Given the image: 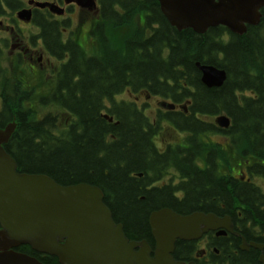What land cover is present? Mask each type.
<instances>
[{
  "label": "trees",
  "instance_id": "1",
  "mask_svg": "<svg viewBox=\"0 0 264 264\" xmlns=\"http://www.w3.org/2000/svg\"><path fill=\"white\" fill-rule=\"evenodd\" d=\"M101 8L111 14L118 8L125 14L110 19L109 46L102 36L93 56L70 55L60 79L45 85L43 92L41 79H37L19 92L12 89L10 98L3 97L0 127L13 117L16 120L5 152L22 173L44 174L63 186L85 183L98 187L113 221L122 225L129 240H146L152 245L148 216L164 207L181 215L194 211L228 215L247 241L250 230L258 228L264 233V196L258 188L236 179L231 158L232 150L238 159L252 157L251 174L264 176L260 163L264 162V10L257 26L237 36L223 27L210 28L202 35L189 29L177 31L159 12L156 0H101ZM132 14L140 15L141 24H135ZM54 27L46 24L42 31L46 44L53 48L58 46ZM120 27H126L125 33H120ZM196 63L224 70L223 84L205 87ZM7 82L0 79L9 93ZM123 90L159 95L176 103L189 101V115H172L175 127L188 133L185 149L156 152L151 145L155 129L149 121L133 104L114 102ZM34 101L36 109L53 105L76 121L64 135L56 134L52 131L55 116L38 121ZM102 112L113 121L104 120ZM220 113L231 122L222 131L230 144L221 150L215 145L206 152L210 147L198 142L206 132L218 130L195 120L194 114ZM195 159H202L206 169L200 171L193 164ZM167 163L187 182L176 189L149 187ZM215 165H220V171H215ZM238 212L241 219H236ZM230 238L217 240L222 248L209 264H257L254 249L245 252L239 249L237 238ZM253 241L264 246V238ZM191 244L177 242L174 259L188 261ZM21 250L44 264H56L53 257L28 247Z\"/></svg>",
  "mask_w": 264,
  "mask_h": 264
},
{
  "label": "water",
  "instance_id": "2",
  "mask_svg": "<svg viewBox=\"0 0 264 264\" xmlns=\"http://www.w3.org/2000/svg\"><path fill=\"white\" fill-rule=\"evenodd\" d=\"M157 2L170 26L178 31L191 29L197 34L219 25L242 34L244 24L258 23V10L264 7V0ZM36 6L57 12L56 7L48 4ZM21 18L28 19V14ZM196 68L201 74V83L207 88L220 87L226 78L223 70L213 66L196 64ZM160 106L173 108L166 103ZM215 122L223 128L228 126V119L222 116ZM13 130L14 124L0 130V264H41L11 250L19 245L54 256L59 264H194L172 258L176 240H195L208 230L231 232L227 217L202 213L179 216L169 209H161L151 213L148 219L155 242L151 256L146 242H129L121 226L113 223L98 188L86 184L60 186L45 175L17 174L14 161L2 148ZM224 234V231L216 233ZM248 246L262 251V246L246 244L242 239L240 249L247 250ZM258 261L264 264L263 254Z\"/></svg>",
  "mask_w": 264,
  "mask_h": 264
},
{
  "label": "flooded vegetation",
  "instance_id": "3",
  "mask_svg": "<svg viewBox=\"0 0 264 264\" xmlns=\"http://www.w3.org/2000/svg\"><path fill=\"white\" fill-rule=\"evenodd\" d=\"M35 1L54 4L61 11L59 13H51L47 9H36L29 4V2ZM93 1L96 6L94 10L87 8L85 1L77 4L76 0H13L11 4L8 0H0V79H60L59 71L61 76L63 67L70 60V55L74 57L81 55L82 57L89 58L86 55L92 50V46H84V44L92 39L93 33L90 32L92 29H96L97 33H99L97 27H95V23L98 25L102 21H107L115 17V14L117 16L125 15L124 13L117 12L111 14L109 10L101 8V0ZM17 9H29L31 11L29 22L25 23L16 19L15 13ZM46 24H53L55 26L54 32L57 36V45L63 49L60 48L59 50L58 46L53 48L51 45L48 46L46 44L45 33L42 32ZM2 94L5 96L4 88H2V93H0L1 101ZM136 98L135 100H138V97ZM144 99L145 102L141 106L143 113L145 106L149 105H155L151 111L153 113L155 111H162L156 107L159 99L155 96H145ZM175 111L177 109L173 110V112ZM147 118L150 119V117ZM162 123L167 127L172 125L169 120H163ZM159 147L162 148L163 146ZM166 151L167 149L161 154ZM170 159L172 157L167 160ZM246 164H248L247 161H245V165L238 167L239 170L245 171L246 168L248 169ZM194 165L200 171L206 169L205 163ZM215 166V171H220V165ZM159 175V179L149 187L161 189L162 187L170 186L172 189H176L179 185L187 182L186 179L181 178L178 172L170 168L168 163L161 167ZM243 176L249 185L252 184L246 174ZM180 191L177 192L182 193ZM236 219H241L239 212L236 214ZM232 223L234 222L232 221ZM232 225L233 231L238 233V235L227 234L228 236L224 237L227 240H231L230 237L237 238L240 244L241 229H238L234 224ZM250 233V241L246 240L248 243H255L253 240L257 241L264 238V233L258 230V228L250 230ZM224 237H216L214 232L207 233L200 240L191 244L190 250L187 252L188 257L197 260L202 258L203 262L207 263L208 259L212 258V253L217 255L222 248H219L216 242ZM256 243L260 244L259 242ZM250 249L252 248H249L245 252H248ZM256 252L259 255L258 251Z\"/></svg>",
  "mask_w": 264,
  "mask_h": 264
},
{
  "label": "rangeland",
  "instance_id": "4",
  "mask_svg": "<svg viewBox=\"0 0 264 264\" xmlns=\"http://www.w3.org/2000/svg\"><path fill=\"white\" fill-rule=\"evenodd\" d=\"M18 25H19V24H18ZM118 99L126 100V101H127V99H129V97H128L127 94L123 93V94H120L119 96H116V100H118ZM152 109H153V107H152L151 105H149V107L146 108V111H145V114H146L148 117H150L151 119H153V118L156 117V111L153 113V112H151ZM48 112L51 114V111H50V110H48ZM45 114H46V112L42 113V114L40 115V117L37 118V120H38V121L43 120L42 117H43ZM172 135H173V133H172L171 130L164 128L162 131H160V134H159V138H158L157 144H158V145H163L165 142H173V140H172V138H171ZM176 139H177V136H176ZM213 140H214V141H220V142H221V139H218V137L213 138ZM179 141H181V139H180V140L177 139V142H179ZM256 183H257L260 187H262V188H263V191H264V182L260 181V182L258 183V181L256 180Z\"/></svg>",
  "mask_w": 264,
  "mask_h": 264
}]
</instances>
